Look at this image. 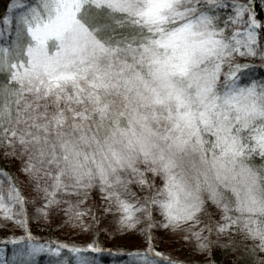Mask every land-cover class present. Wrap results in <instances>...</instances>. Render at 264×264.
Masks as SVG:
<instances>
[{"label":"snow or ice","instance_id":"obj_1","mask_svg":"<svg viewBox=\"0 0 264 264\" xmlns=\"http://www.w3.org/2000/svg\"><path fill=\"white\" fill-rule=\"evenodd\" d=\"M254 0H12L0 16V144L27 157L21 182L0 169V216L24 228L10 261L97 264L82 254L104 251L40 243L27 230L25 193L36 209L81 208L98 187L103 212L119 213L120 230L141 221L146 246L126 264H183L157 250L154 224L190 233L207 249L213 228L207 199L222 210L216 231H239L264 251V62ZM231 10L221 20V9ZM14 22L15 28H12ZM10 39V43L8 42ZM144 167L141 168L140 165ZM162 183L149 184L144 172ZM154 189L126 198L132 179ZM62 194L83 197L75 204ZM134 195V194H132ZM155 206V208H153ZM153 211L162 220L153 221ZM201 215L208 223L201 220ZM96 220V215L92 214ZM198 226V227H197ZM67 248L71 259L61 249Z\"/></svg>","mask_w":264,"mask_h":264},{"label":"trees","instance_id":"obj_2","mask_svg":"<svg viewBox=\"0 0 264 264\" xmlns=\"http://www.w3.org/2000/svg\"><path fill=\"white\" fill-rule=\"evenodd\" d=\"M12 0H0V16L6 14L8 12V5ZM254 10H255V18L261 22V26L257 27V32L260 39V46H264V0H254ZM12 28H15L14 22L12 23ZM4 38L0 37V43H4ZM10 43V39L8 41ZM264 62H261V64ZM258 64V65H261ZM257 76H264V67L256 68ZM2 75V74H0ZM6 152H11V149L5 148L2 144H0V169H3L9 173H11L13 179L18 182H21L24 179L25 174L20 171L23 161L27 159L26 156L21 155L19 151V147L16 148L14 155H6ZM253 157V156H252ZM251 157V158H252ZM130 193L134 194L138 191L133 192V187L130 185ZM21 189L26 195V199L28 203L25 204V219L28 232L36 238V240L40 243L49 242L50 246L55 247L58 244H66V245H75L81 248H86V245L93 240L96 241L97 244L100 245L104 251L101 252H91L90 250L85 253L89 256H92L97 261V264H126L129 260L127 253L134 250L142 249L146 246V239L148 235V231L143 232L141 237L139 234L136 236L135 232H140V230H135L138 228L128 230V234L116 235L117 223L116 219L119 214L115 212L104 213L103 210H94L96 208L95 204H91V209H89V214L82 217L84 223L88 225L87 228L81 226H77L76 223H71L68 219V227L65 225L66 217L62 214L63 209L60 204L57 208H53L51 210V214L47 215L45 218L43 217L44 213H39L36 211L37 208L43 205V200L39 197H36L34 194H28L27 189L23 187L21 183ZM137 189V188H136ZM135 189V190H136ZM97 192V188L95 189ZM132 190V191H131ZM99 191V190H98ZM98 195V194H97ZM95 195V196H97ZM144 195L140 197L142 200ZM78 199H83V197H78L76 195H69L68 200H70L73 204ZM97 199V198H96ZM88 199H84L83 204L79 205L81 208H89L90 206L85 205ZM95 201V198H94ZM94 203V202H93ZM208 209L210 208V202L205 200ZM52 208V206H51ZM96 215V220L92 219V214ZM153 215V214H152ZM154 217V216H153ZM116 218V219H115ZM201 220L204 223L208 221L204 219L203 215H201ZM160 219V218H159ZM146 228L143 225L141 227ZM151 235L153 236V246L166 254L164 250L166 244L165 237L163 232L158 226L154 224L153 228L150 230ZM68 234V235H67ZM172 234H170L171 236ZM187 235V234H186ZM24 236V228L15 223L11 219H6L3 216H0V249L3 248L6 256L10 257L11 248L19 246L20 242L13 243L15 237ZM136 236V237H135ZM174 236V235H172ZM80 237L86 240V242H81ZM184 235L179 234L178 238H171L175 242L176 245L170 246L172 249L179 248L184 249L189 246L186 245L187 240H185ZM76 238V239H74ZM70 240H74V242H70ZM82 240V239H81ZM137 241V242H136ZM139 242V243H138ZM141 244V245H137ZM182 245V246H181ZM193 245H196L194 242ZM183 247V248H182ZM192 247V246H190ZM176 248V249H177ZM195 248V247H193ZM193 248L191 251L199 254L197 257L199 260L196 262L182 261L183 264H259L258 256L251 251H241V249H236L235 251L231 250L229 245H225L224 247L218 249L217 244L214 245L212 242L208 244L207 249H197L194 251ZM223 251V252H222ZM62 254L65 257L71 259L72 254L68 251L67 248L61 249ZM207 254L205 256L208 257V261L203 260L205 256L201 255ZM52 257L48 253H38L35 257V264H49V261L52 260ZM4 261L8 262V258L5 257ZM205 261V262H204Z\"/></svg>","mask_w":264,"mask_h":264},{"label":"rangeland","instance_id":"obj_3","mask_svg":"<svg viewBox=\"0 0 264 264\" xmlns=\"http://www.w3.org/2000/svg\"><path fill=\"white\" fill-rule=\"evenodd\" d=\"M241 2H244V0H241ZM230 10H231L230 8H228V9H221L220 10L221 11V20H223L224 15L227 12H229ZM256 32H257V28H256ZM257 40H258V43L260 44V39H259L258 32H257ZM250 60H251V63L254 64V65L261 64V62H262L258 57L250 58ZM251 163L253 165L259 167L260 165L264 164V160H261V158L258 155H253V157L251 158ZM140 167L143 168L144 165L141 164ZM144 178L148 180L149 184H155L157 186V189H158V186L162 183V181L160 180L159 176L158 175L157 176H153V174L150 171L144 172ZM130 185H132V187H133V192L138 191V190H139V192H137V194L134 193V195L127 194V197L126 198H129V199H136L137 197L140 198L142 195H144V196L145 195L151 196L152 191L154 190L152 188H149L147 185H140V184L136 183V180L134 178L128 184V188L129 189L131 187ZM96 188H97V192L95 190ZM98 190H99L98 187H93V189L88 193V197H87L88 200L85 203V205L90 206L92 204H95L96 205L95 206L96 208H93L94 210H97V209L98 210H103L102 205L103 206H109V205L107 204L106 201H102V194ZM95 195H97V196H95ZM94 198H95V201H94ZM61 200L62 201L68 200V194H62L61 195ZM91 202H92V204H91ZM75 203H76V201L74 202V204ZM60 204L62 205L61 208H65V209L67 208V204H65L63 202H61ZM59 205H52V208H51V206H49V208L46 210V214L44 213L43 217L45 218L47 215L51 214L52 213L51 210H54L53 208H57ZM91 207L92 206H90L88 209H91ZM209 207L210 208L208 210L212 213L211 220L213 222L212 225H210L213 228V231L211 233H207V231H205V234L208 235L209 241H211L214 245L217 244L218 249L224 247L225 245H229L231 247V250L232 251H235L238 248L241 249V251H246V250L251 251V252L255 253L258 256L259 264H264V251H261L258 247H256L259 244V240L258 239H253V238H249L246 234L241 233L239 231H230L229 230V231H225L223 233L217 232L216 231V228H215V223H217V222L223 223L224 222V221H221L220 220V216L222 214V210L219 209V208H217L211 202H210ZM153 208H155V206H153ZM57 209H59V208H57ZM65 209H63L61 211H62V214L65 215V217H66L65 225L68 227V219H69V217L65 214ZM115 213L116 214H119L117 212H115ZM153 216H154L153 217V221L154 222H159V221L162 220V217L160 216L159 212H157V211H153ZM71 223H72V221H71ZM143 225L145 226V222L144 221H141V223L138 224L135 227V228H138V229H135V230H140ZM159 228L163 232L166 233V234H164V237H165L164 244H166V246L164 247L165 248L164 250L166 251V255H168V256H170L172 258L178 259V260L185 261V262L186 261L196 262L197 260H199L198 257H197L199 254H196L195 252L191 251L192 249H190V248H193V247L196 248V245H193V243L195 242V240H193V239H188L187 240L186 245L189 244V246L187 245V247L184 248V249H180L179 250V248H177V247H176L177 249L176 248L172 249L170 247V246H172V244L173 245H176L175 242L170 239V237L171 238H178L179 237V234H181V235L182 234L183 235H186L187 234V235L190 236V233H184L182 231L173 232L171 230H168V229H165V228H162V227H159ZM117 229H118V231L114 232V233H116L115 236H117V235H122L123 236L124 234H128V230H130V229L120 230L118 224H117ZM135 234H136V236L138 234L139 235L141 234L140 236L143 237L142 236L143 233H140V232H137L136 233L135 232ZM170 234H172L174 236H172V235L170 236ZM74 239H76V238H74ZM80 241L81 242H86V240L83 239L82 237H80ZM70 242H74V240H70ZM137 245H141V244H137ZM190 246H192V247H190ZM18 248H19V246H16L14 248H11L10 257L9 256H6L5 251L3 250V248H1L0 249V259H3L4 260L5 257H6V258H8V261H10L12 255H13V252L16 251V250H18ZM195 248H193L194 251H196ZM201 255L205 256L207 254H202L201 253ZM203 260L208 261L209 259H208L207 256H205L203 258Z\"/></svg>","mask_w":264,"mask_h":264}]
</instances>
